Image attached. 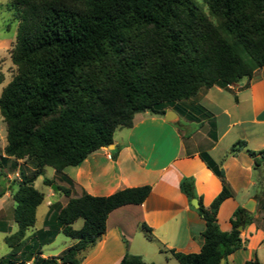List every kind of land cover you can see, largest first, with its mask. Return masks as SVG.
<instances>
[{
    "label": "trees",
    "instance_id": "1",
    "mask_svg": "<svg viewBox=\"0 0 264 264\" xmlns=\"http://www.w3.org/2000/svg\"><path fill=\"white\" fill-rule=\"evenodd\" d=\"M207 1L224 19L232 43L215 36V29L190 0H10L19 23L10 53L17 71L0 97L7 130L0 169L18 171L20 181L14 184L16 190L8 189L17 229L5 237L11 252L0 258V264H82L106 233L109 214L126 205H141L151 193L150 186H143L105 197L83 193L75 198L70 188L61 186L66 206L52 204L43 227L28 237L45 201V194L34 186L45 167L73 186L64 170L113 145L116 131L132 128L136 114L165 116L172 108L189 120H194L193 113L209 117L201 106L188 111L178 102L194 98L202 89H225L251 80L264 67V0ZM4 81L0 74V85ZM245 148L240 141L229 155ZM118 151L113 152L114 159ZM249 154L256 167L264 164V151ZM201 158L221 179L223 190L206 207L195 192L194 179L182 180V193L199 202L197 212L205 230L197 254L162 249L179 264H220L244 247L239 228L252 223L249 212L238 208L232 230L219 229V207L232 191L211 156L203 153ZM27 160L35 167L30 175L19 165ZM43 183L54 184L49 178ZM78 220L83 226L76 230L73 225ZM144 229L153 240L151 229ZM11 230L0 221V232ZM59 234L76 243L58 257L43 258V247ZM120 264L146 263L140 256L126 254ZM245 264L263 263L255 259Z\"/></svg>",
    "mask_w": 264,
    "mask_h": 264
},
{
    "label": "crops",
    "instance_id": "2",
    "mask_svg": "<svg viewBox=\"0 0 264 264\" xmlns=\"http://www.w3.org/2000/svg\"><path fill=\"white\" fill-rule=\"evenodd\" d=\"M199 106L209 117L193 113L194 120H189L174 111L171 120L167 113L165 116L138 113L132 128L116 131L114 150L102 148L79 166L64 170L74 183L67 187L75 198L83 193L105 197L128 188L151 187L143 204L126 205L109 214L106 233L82 264H120L126 254L140 256L146 264H179L162 249L199 253L205 222L182 193L180 184L184 178H193L195 192L206 207L221 194L222 181L203 161V153L209 154L223 169L232 191V197L221 204L217 213L221 231L230 232L236 210L254 202V211L247 210L252 223L241 231L244 247L229 255L225 264H245L255 259L264 264V164L256 167L249 154L264 151V67L234 89H202L182 105L188 111ZM240 141L246 143V148L229 155L233 145ZM6 146L7 142H3L0 147L3 152ZM118 148L114 159L113 152ZM46 197L49 211L57 202L50 192ZM67 202L66 198L62 207ZM82 226L83 223L80 229ZM144 226L151 229L153 240L148 239ZM64 243L61 253L54 257L76 240ZM42 257L51 256L43 252Z\"/></svg>",
    "mask_w": 264,
    "mask_h": 264
},
{
    "label": "rangeland",
    "instance_id": "3",
    "mask_svg": "<svg viewBox=\"0 0 264 264\" xmlns=\"http://www.w3.org/2000/svg\"><path fill=\"white\" fill-rule=\"evenodd\" d=\"M190 2L195 6V8L200 12V14L205 18V22L209 27L215 29L216 33L215 36L219 35L223 40L228 42H233V36L226 30L224 19L213 12V10L209 7V3L207 0H190ZM18 21L16 20L15 12L12 8L10 0H0V74H2L5 78L3 84L0 85V97L4 88L10 84L15 76L17 71V67L13 64L11 59V50L16 43V36L18 30ZM240 54L244 59H247L245 52L240 47ZM243 79L242 81H244ZM248 80V79H247ZM241 82V81H240ZM239 82V83H240ZM238 83V84H239ZM237 84V85H238ZM235 85H228V90L234 89ZM201 91V90H200ZM190 100V99H188ZM185 101L178 102L180 106L185 104ZM174 112L175 110L172 108L167 109L168 111ZM178 113V112H177ZM175 116H172L170 119H174ZM7 130L6 124L1 116L0 112V147L2 146L3 142H7ZM3 150L0 148V157L3 155ZM19 165L22 166L23 170L27 175L32 174L34 172V165L32 161H19ZM18 171L12 172L10 167L1 170L0 169V194L5 192V194L0 198V221H5L9 225L12 226V231L10 234H4L0 232V258H8L10 256L11 249L5 243V237L13 234L15 231L16 225L13 222L14 217V201L11 196V193L8 189L13 188L16 190V186L14 184L20 181ZM44 178H49L53 180L54 184L57 187V190L52 189V186H46L43 183ZM34 186L40 192H43L47 195V192H50L55 197H53V201H56L63 206L66 202V198L64 197L63 193L59 191V187L67 186L66 183L61 181V179L55 175V171L50 167H45L43 169L42 175L37 178L34 182ZM6 193H10L6 195ZM6 195V197H4ZM49 198H45L43 204L38 208L37 211V224L35 227L31 228L27 232V236H31L34 234L37 228L42 226V223L45 219V215L48 211L47 203ZM83 221L78 220L74 224L75 229H80ZM72 239L63 235L59 234L56 239L51 243L43 247L42 251L51 257H54L61 253L62 249L65 247V243L67 241H71ZM21 260V257L16 259L14 262L17 263ZM31 264V263H28Z\"/></svg>",
    "mask_w": 264,
    "mask_h": 264
},
{
    "label": "water",
    "instance_id": "4",
    "mask_svg": "<svg viewBox=\"0 0 264 264\" xmlns=\"http://www.w3.org/2000/svg\"><path fill=\"white\" fill-rule=\"evenodd\" d=\"M169 115H175V114L173 112H168L167 113V118H169ZM107 148L109 150H114V146L113 145H111V146H109ZM52 189L57 190V187L55 185H52ZM191 204H192V206L194 208H196V209L199 208V202H198L197 199H193L192 202H191ZM245 209L248 210V211H250V212H253L254 211V202L253 201L249 202L245 206ZM239 230L242 231L243 230V227H240ZM220 264H225V259H222Z\"/></svg>",
    "mask_w": 264,
    "mask_h": 264
},
{
    "label": "bare ground",
    "instance_id": "5",
    "mask_svg": "<svg viewBox=\"0 0 264 264\" xmlns=\"http://www.w3.org/2000/svg\"><path fill=\"white\" fill-rule=\"evenodd\" d=\"M172 116H174V115H169V119H170Z\"/></svg>",
    "mask_w": 264,
    "mask_h": 264
}]
</instances>
